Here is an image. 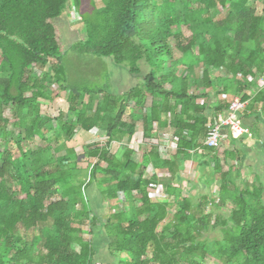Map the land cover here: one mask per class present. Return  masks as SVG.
Segmentation results:
<instances>
[{"label": "trees", "instance_id": "trees-1", "mask_svg": "<svg viewBox=\"0 0 264 264\" xmlns=\"http://www.w3.org/2000/svg\"><path fill=\"white\" fill-rule=\"evenodd\" d=\"M81 1L0 0V264H96L97 242L107 264H264V141L255 135L244 151L242 133L229 129L221 158V142L204 144L236 96L260 104L264 120V13L248 0H88L90 14H80ZM70 3L84 26L71 51L125 64L141 85L122 94L71 86L57 24ZM219 8L227 11L215 20ZM60 94L68 108L53 118L46 112ZM212 94L222 100L214 117ZM139 121L147 140L154 123L172 127L176 149L167 158L144 150L139 163L127 147L112 154ZM94 128L105 143L68 147L77 129ZM201 149L197 190L186 195L178 176ZM149 165L155 176L144 179Z\"/></svg>", "mask_w": 264, "mask_h": 264}, {"label": "rangeland", "instance_id": "rangeland-1", "mask_svg": "<svg viewBox=\"0 0 264 264\" xmlns=\"http://www.w3.org/2000/svg\"><path fill=\"white\" fill-rule=\"evenodd\" d=\"M71 1V0H70ZM94 4L98 7L102 5L101 0H93ZM82 5L80 7V14H90V7L88 6L89 1L88 0H82L81 1ZM64 14V13H63ZM57 19V24L60 26L61 32L63 34L64 38V44L68 48L67 56L63 58L61 61V64L63 63V71L62 74L65 75L68 78V82L71 84L73 87H77L79 89L81 88H88V89H93V88H105L106 91L111 92V94H118L120 88H134L136 86L141 85L142 79H140L136 75H132L129 70L127 65L121 64L117 65L110 59H102L96 56L93 57H87L86 55H78L71 51L70 46L77 40L81 39L84 37V29H83V22L80 19V16L76 12L73 4L70 3L66 14ZM66 16V17H65ZM69 58V60H67ZM35 71L38 72L39 69L34 66ZM35 71H33L35 73ZM197 71H200V69ZM51 72V71H50ZM179 74L183 73L182 67L178 68L177 71ZM40 75V73H39ZM51 89L56 90L58 85L56 82H52ZM66 94V93H65ZM66 97L67 95H61L57 96L53 102L50 103V107L48 111L51 109L53 110L54 108L58 109V112H54L52 115L57 116L60 112L64 113L67 111L68 104L66 102ZM84 98L87 100V96H84ZM151 99H148L146 101L145 107L146 109L149 108ZM47 111V112H48ZM51 114V111L48 112ZM4 115L8 118H11V114L8 110L5 111ZM7 131L9 132L11 128V125H7L6 127ZM160 143L163 142L164 137H160ZM97 139V137H95ZM105 139V138H104ZM169 142L172 143V139L170 137L167 138ZM38 139L36 142L32 143L30 145V148L36 147L38 143ZM95 142H100L95 141ZM83 143L82 140H79L78 142H70L72 146H80ZM175 144V140L173 142ZM27 145V144H25ZM174 146V145H173ZM3 146L2 144L0 145V151L2 150ZM86 161V160H85ZM83 161V162H85ZM84 166V165H82ZM187 183L181 184V187L183 188V192L187 195L188 193L190 194H195L197 188L194 183H196L197 176H194V172L191 171V168L187 170ZM192 181V184H188L190 180ZM252 179V177H250ZM248 182H251V180H248ZM214 189H216L215 186L211 189V192H214ZM174 209L172 210V212ZM208 236L213 237V235H216V231L212 232L211 230L208 232ZM85 239L91 241L92 237L88 234L85 233ZM102 241V238L99 239ZM96 242V241H95ZM102 249L100 250L99 254V260L97 261L96 264H107V263H112V259L108 255L107 249L105 247L103 248V243L102 242H97ZM208 264H214L212 261L206 260Z\"/></svg>", "mask_w": 264, "mask_h": 264}, {"label": "crops", "instance_id": "crops-1", "mask_svg": "<svg viewBox=\"0 0 264 264\" xmlns=\"http://www.w3.org/2000/svg\"><path fill=\"white\" fill-rule=\"evenodd\" d=\"M232 1H233V3L231 2V0H229V4L226 5L227 8H231L234 3H237L240 0H232ZM252 2H254V7L256 9L257 15H263V13H264V0H248V3H252ZM96 7L99 8L98 6H96ZM227 8H225V9L224 8L223 9L219 8L218 15L214 16L215 20H219V19L223 18V16L226 14ZM33 71H35V70L33 69ZM39 73H41L40 70H39ZM130 89H132V88H129V87H127L125 89L124 88H120L118 94H122V93H124V92H126V91H128ZM246 93L249 96L250 92L249 93L246 92ZM212 95H213V97L210 100L211 104L209 105V108L211 109L210 110L211 111L210 112V116L215 115V111L214 112L212 111L213 108H216L218 106V104L222 102V100H221V98L219 96H216L214 94H212ZM174 105H175V103H174V101H172V106H174ZM148 106L149 107L151 106V101H150V104ZM176 108L178 110L181 109V105L178 103ZM260 110H261V105L260 104H257V105L252 104L251 99H250V100H247L245 102V107H244L243 111L239 115V119L241 121V126L243 128H247L248 129L247 133H242L241 134V137L243 138L242 145H240L238 143V147H241L244 151H250V149L252 148V145H254L256 143V141H258V137H260V141H264L263 140L264 139V137H263L264 136V120L262 119V117L260 115ZM43 111L44 110H42V113L45 112V111L44 112ZM46 114H48L49 116H51L53 118H55V117L57 118L60 113L57 116H55V117H54V115H51L48 112H46ZM225 115L226 114H224V115L221 114V117H224ZM169 117H170L169 121H171V116L169 115ZM209 124L210 123H208V125ZM54 125L56 126V122H55ZM135 125H136V129H135V132L132 135L133 136L132 139L136 140L137 143H134V145H131V146L126 145L124 141L128 142L130 137L123 138L120 141H116V142L114 141L110 145V151H111L112 154H118L120 152V149H123V148L127 147L133 152L132 159H134L135 162H137V163L141 162V160L143 158L142 155H144V150L145 151H149L150 149L157 148V151L160 154V156H162L163 158H167L169 156V154H166V155L163 154L162 155L160 150H159V147L155 146V143L157 142L155 135L158 134L160 137H164V139L166 137L167 138L168 137L171 138V137H173L172 127L167 128L165 130L160 129L157 132V126L154 123V126H155L154 135L151 137V140H149V139L147 140V139H144V137H143L144 133H143V128H142V122L141 121L136 122ZM228 130H229L228 128L224 129L223 134L225 135V137H224L223 140L226 139V134L229 133ZM92 131L94 132V134H96L97 139L91 140V138H89L87 136V133L92 132ZM82 134H86V139L87 140L83 141V143H80L81 145L78 146V148H76L77 146L76 147L72 146L70 144V142H72V144H74V142H76V140L78 142L79 138H80L79 135L81 136ZM255 135H257L258 137L255 136ZM103 137L105 139H101ZM125 139H127V140H125ZM98 140L100 142H95V141H98ZM105 141H107V136H106V133L104 131H100V130H98L96 128H94V129H92L90 131H85L83 129H77L76 130V135L74 136V138L70 142L67 143V145L70 148L71 147L74 148L77 152H79L81 154V153H83V149L82 148L84 147V145L86 146V145H92V144H103ZM172 141H173V139H172ZM152 143H154V144H152ZM224 143H225V141L221 142L219 149H217L218 151H216L217 152L216 154H217V156H219V158H221V153L225 149V144ZM262 143L264 144V142H262ZM259 147L262 148L261 145ZM204 154H205V150H204ZM202 157H204L202 149L199 150V151L197 150V152H194L193 150L190 151L188 158L185 159V161L183 163V167H182L183 169H182V171H180L181 173L178 176L179 180H182L181 184H184V183L188 182L187 181V177H188L187 170L189 168H191V171L194 172V174H195L194 176H197L196 182L199 181L198 178L200 179V175H199V172H198V168L200 167V165L203 162L205 163V161H206V159L204 158V160H203ZM207 160H208L209 163H211V165H213L214 159L212 157H209ZM83 161H85V160H83ZM83 161L80 162V164H78V167L83 168L86 165V161L85 162H83ZM221 161H222V159H221ZM82 165H84V166H82ZM248 165L251 166L252 162H248ZM166 174L169 175L167 172H166ZM250 177H253V176L251 175ZM189 180H190L189 183L192 184L191 179H189ZM249 180H252V179H249ZM217 189L218 188L216 187V189H214V191H216ZM160 193H161V196H162V193L164 194V189L163 188L161 189Z\"/></svg>", "mask_w": 264, "mask_h": 264}, {"label": "built area", "instance_id": "built-area-1", "mask_svg": "<svg viewBox=\"0 0 264 264\" xmlns=\"http://www.w3.org/2000/svg\"><path fill=\"white\" fill-rule=\"evenodd\" d=\"M261 82H262L261 83L262 87H264V81H261ZM244 107H245V103L242 102L239 97H235L232 100L231 104L229 105L228 112L224 117H220L219 119L215 118V120L212 123L209 122L210 124L208 126L210 129H209L207 138L205 139V142H204L205 146H207L208 148H214L218 146L221 140L223 139V136H224L223 131L225 128L232 129L238 133H247L248 129L243 128L241 126V121L239 119V115L243 111ZM50 111L52 115L55 111L58 112V109L57 108L56 109L54 108L53 110L50 109L48 112ZM87 136L91 138V140H94L96 137V134H94V132L92 131V132L87 133ZM79 137H80L79 140H82V141L87 140L86 134H82L81 136L79 135ZM132 137H130L128 142L124 141L126 145L131 146V145H134V143H137V141L132 139ZM101 139H104V137ZM159 145H160L159 150L164 155L169 154V152H172L174 151V149H176L175 148L176 144H173V141L172 143L169 142L167 139L163 140V142L161 143L159 142ZM166 175H167L166 173H162L159 176L165 177ZM154 176H155V172H154L153 167L151 165L147 166L143 174V178L151 179Z\"/></svg>", "mask_w": 264, "mask_h": 264}, {"label": "clouds", "instance_id": "clouds-1", "mask_svg": "<svg viewBox=\"0 0 264 264\" xmlns=\"http://www.w3.org/2000/svg\"><path fill=\"white\" fill-rule=\"evenodd\" d=\"M33 69L35 70L34 66H33ZM36 73H37V75H39V71H38V72L35 71V74H36ZM105 142H106V141H105ZM105 142H104V143H105Z\"/></svg>", "mask_w": 264, "mask_h": 264}]
</instances>
